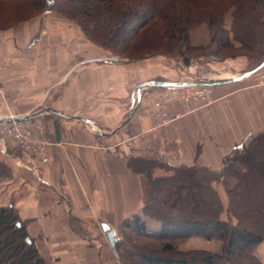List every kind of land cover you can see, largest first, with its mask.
<instances>
[{
	"label": "crops",
	"instance_id": "crops-1",
	"mask_svg": "<svg viewBox=\"0 0 264 264\" xmlns=\"http://www.w3.org/2000/svg\"><path fill=\"white\" fill-rule=\"evenodd\" d=\"M104 57L76 26L50 11L0 31V117L41 108L67 115L41 113L22 121L42 128L39 155L0 139V206L12 205L45 264H121L102 224L116 231L140 212L141 172L131 169V158H150L153 151L168 164L218 170L229 152H241L260 130L242 121L238 144L228 145L221 129L208 128L206 111L184 110L183 102L174 104L181 116L168 135L154 130L150 86H136L174 80L146 79L144 69ZM237 81L231 76L213 83ZM223 94L235 95L236 110L247 112L245 88ZM143 220L146 229L159 230L156 220Z\"/></svg>",
	"mask_w": 264,
	"mask_h": 264
},
{
	"label": "trees",
	"instance_id": "trees-1",
	"mask_svg": "<svg viewBox=\"0 0 264 264\" xmlns=\"http://www.w3.org/2000/svg\"><path fill=\"white\" fill-rule=\"evenodd\" d=\"M17 1L35 12L45 8L56 11L78 23L95 44L129 58L159 50L169 53L162 48L163 35L181 42L177 48L182 53L183 47H189L190 29L204 21L210 31L209 55L214 59H222L232 49L258 61L252 68L264 60V0H186L184 6L183 0ZM230 8L232 19L226 28L223 15ZM153 26L160 30L150 41L152 48L133 53L126 49ZM121 44L125 46L118 50ZM167 166L171 173L161 176L152 175L151 165L139 169L144 176L143 205L138 214L121 224L136 239H128L131 235L123 233L122 240L115 242L122 263L264 264L253 253L254 247L264 241V130L253 134L246 149L229 158L219 170L198 164ZM214 182H221L225 188V219ZM145 216L156 219L159 230L146 229ZM191 236L219 239L221 250H179L178 244ZM0 264H45L34 239L26 232L25 222L11 204L0 206Z\"/></svg>",
	"mask_w": 264,
	"mask_h": 264
},
{
	"label": "rangeland",
	"instance_id": "rangeland-1",
	"mask_svg": "<svg viewBox=\"0 0 264 264\" xmlns=\"http://www.w3.org/2000/svg\"><path fill=\"white\" fill-rule=\"evenodd\" d=\"M185 3H186V0H183L181 6H184ZM23 6H24V2L22 1L0 0V31L12 28L19 23L27 21L47 11H50L53 14H57L56 11L51 10V9L45 8L39 12H35L36 10L34 11L32 7H29V6L23 7ZM232 9L233 8H230L223 15V19H224L223 24L226 28H229L231 24L232 16L230 14V11ZM61 18H64V17L61 16ZM65 19L68 22V24L71 23L79 29L84 39L89 43V45L92 48H98L100 53L105 54L104 59L106 60H109V61L117 60L126 65H130L131 68H139L140 70L144 69V72H146L147 74L144 77L146 79L147 78L170 79V80H174L178 82L197 83V84H192L195 87L194 86L190 87L188 88L189 89L188 91H185V93H188V96H189L187 98L181 97L180 92L182 88L185 87L182 85H177V86H180L178 87V89L180 88L179 89L180 91L176 90L175 92H173L172 90H169L168 88L161 91L162 89H159V87L157 86L155 87L153 85H148L150 86L148 88L146 87L147 88L146 90H148L147 92L151 95V98L153 100V103L150 106V112L148 114H152L153 118L156 121V124H155L156 126L154 127V130L158 129L162 131L163 129L166 135L170 133V125L172 121L175 118H178L179 116H181L180 111L176 109V105L174 106L175 102H183L184 105L182 106V108L184 110L191 111L192 109H194L195 112L197 110L206 111L207 112L206 117H208L207 119L208 128H210L211 130H215V131H217L216 129L218 128L221 129L220 134L223 136L222 138H224L227 141L228 145L238 144V140H240V136L238 133L240 132V128L243 122L250 123L252 128L254 127V125L257 128L259 127L260 130L253 134H256L264 130V65L259 70L252 73L251 75L245 78H242V81H237L233 84L229 83V84L221 85V86L213 83L217 80L230 78L231 76L236 77L242 74L243 72L250 70V68H252V66L255 65V63H257L258 61H251V59L248 58L245 54H240L241 51L232 50V49L230 50L227 49L229 50L228 52L230 54L223 57L222 59H214L212 56L209 55L210 48L208 46V42L210 39V31L208 29L206 22L200 21L196 23V25L190 29L189 39H188L189 47L188 49H185L183 47L181 49L182 53H180V50H178L177 48L181 42L179 41L177 42L170 38H168L167 40L166 36L163 35L162 37L159 36L160 39L163 41L162 48L169 50V53L160 52L159 50L157 52L152 51V53H148V54L140 53V54H145V55H142L140 57L137 56L135 58L134 57L129 58V57H125V56L117 54L110 48L95 44L94 42H92L91 40L87 38V36L84 34V32L82 31L78 23L68 18H65ZM157 30H160L159 26H153L151 31H149V33L145 34L142 32L141 34H139L138 39L136 40L137 42L136 41L132 42L134 44L132 45L131 43V45H128L126 49L129 50V52L133 53L132 50L138 49L141 52V50H143L144 48H147V47L152 48L153 44L150 41L151 40L154 41L155 34L159 35V32H157ZM124 46L125 45L121 44L120 47H117V49L119 50ZM109 58H112V60ZM118 59H121V60H118ZM186 59H187V62H186ZM238 80H241V79H238ZM133 82L134 81H132L131 83ZM201 83L210 86L209 100L207 101L194 99L192 98V94L190 93V90H196V89L203 90V87H196V86H199ZM188 86L189 85H187L186 87ZM239 88H245L246 92H248L249 94L248 95L249 96L248 98L250 100L248 104L249 108L247 112L244 114L243 112H241V110L246 111L244 107L242 109L238 108V110H236V108L234 107L235 104L238 105L235 99V95H229V96L224 97V94H223L224 92H227L231 89L234 90V89H239ZM255 92L258 93V96L260 98L259 99L256 98V100H253V98L255 97L254 96ZM134 93L135 92H132V97ZM168 107H171V109L168 110ZM238 107H240V105ZM251 113L253 117L255 118L250 117L252 116ZM4 123H7V122H4ZM252 135L249 136V138L246 140V142L243 145L244 147H241L242 149L241 152H243L248 146L252 138ZM38 137L43 138L42 135ZM147 137L150 139L149 135ZM42 140L43 142L45 141L44 138ZM234 151L236 150H232V152H229L230 154H228V159L233 157L236 154V153L235 154L233 153ZM41 153L42 151L37 152V154H33V155L35 156ZM154 154L155 152L150 151L149 152L150 158H142V159L141 158L140 159L131 158L130 160L131 165H132L131 169L132 170H134V168L142 169L143 167L146 168L148 165H151L153 166L152 175L161 176V175L170 174L171 172L167 166L168 163L160 158H155V157L153 158ZM228 159H226L225 162ZM140 160H144L145 162H148V163L141 164ZM142 174L143 173H141V190L143 193L144 176H142ZM213 186L217 190L219 196L221 194L223 196L222 198L224 200V203H222L223 211L221 213V216L222 218L225 219L226 218L225 209L227 207V196L225 199L226 192L224 194L225 188L221 182H214ZM142 205H143V199L141 196V207ZM141 207H140V210H141ZM148 218L154 219L151 217H148ZM114 232L116 234L115 236L119 238V240H116L115 242L122 240L123 233L131 235V237L127 236L129 237L128 239L130 238L136 239V237H134V235L130 233L128 228L121 227V225L118 226L117 230ZM221 244L222 243L219 239L206 240L201 237L191 236L181 241L178 244V249L182 251L199 249V250L208 251L210 253H213L212 251L218 250L217 251L218 253L221 250ZM253 253L260 260H263L259 256H264V241L259 242L254 247ZM119 261L121 264H123L120 259Z\"/></svg>",
	"mask_w": 264,
	"mask_h": 264
},
{
	"label": "built area",
	"instance_id": "built-area-1",
	"mask_svg": "<svg viewBox=\"0 0 264 264\" xmlns=\"http://www.w3.org/2000/svg\"><path fill=\"white\" fill-rule=\"evenodd\" d=\"M112 60V58H109ZM194 85H189L188 87H183L181 90V97L187 98L188 93H185V91H188L190 87H193ZM177 85L168 86L167 88L169 90H172L175 92L176 90H179ZM195 87V86H194ZM196 87H203V90H190V93L192 94V98L207 101L209 100V93H210V86L201 83L199 86ZM180 91V90H179ZM178 92V91H177ZM11 121L7 123H0V139L2 143L5 141L11 142L13 146L19 147L20 149L24 150L25 152L29 154H37V152L42 151L44 149L45 141L43 142V138H39L38 136L42 135V129L38 125H29L21 121H14V115L9 114L8 116ZM114 232V239L119 240L118 237L115 236Z\"/></svg>",
	"mask_w": 264,
	"mask_h": 264
},
{
	"label": "water",
	"instance_id": "water-1",
	"mask_svg": "<svg viewBox=\"0 0 264 264\" xmlns=\"http://www.w3.org/2000/svg\"><path fill=\"white\" fill-rule=\"evenodd\" d=\"M264 65V60L259 63L256 67L243 72L242 74L238 75L235 77V79H242L245 78L249 75H251L252 73L256 72L257 70H259L262 66ZM192 84H197L195 82L192 83H187V82H178V81H161V80H148L145 82H142L140 84H138L136 86V89L139 90V88L143 85H153V86H172V85H182V86H187V85H192ZM41 113H51V114H56V115H61V116H67L65 114H59L60 112L56 111V110H52L51 108H41L40 110H37L31 114H27V115H15L13 120L14 121H24L27 120L28 118L32 117V116H36L38 114ZM11 119L9 117H0V123H4V122H10ZM84 121H87L84 119ZM102 229L106 234V237L108 239V242L110 244V246L113 248L114 253L117 256V253L115 251V239H114V231L110 229V227L107 224H102Z\"/></svg>",
	"mask_w": 264,
	"mask_h": 264
}]
</instances>
